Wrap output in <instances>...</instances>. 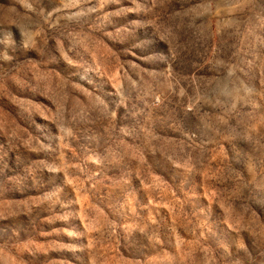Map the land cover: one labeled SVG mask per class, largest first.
<instances>
[{
  "label": "rangeland",
  "instance_id": "374dc122",
  "mask_svg": "<svg viewBox=\"0 0 264 264\" xmlns=\"http://www.w3.org/2000/svg\"><path fill=\"white\" fill-rule=\"evenodd\" d=\"M0 264H264V0H0Z\"/></svg>",
  "mask_w": 264,
  "mask_h": 264
}]
</instances>
